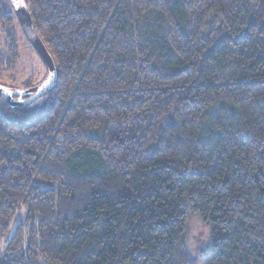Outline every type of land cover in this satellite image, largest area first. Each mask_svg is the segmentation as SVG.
Here are the masks:
<instances>
[{
	"label": "trees",
	"instance_id": "16d2710c",
	"mask_svg": "<svg viewBox=\"0 0 264 264\" xmlns=\"http://www.w3.org/2000/svg\"><path fill=\"white\" fill-rule=\"evenodd\" d=\"M25 1L57 81L0 96V264H264V0Z\"/></svg>",
	"mask_w": 264,
	"mask_h": 264
},
{
	"label": "rangeland",
	"instance_id": "374dc122",
	"mask_svg": "<svg viewBox=\"0 0 264 264\" xmlns=\"http://www.w3.org/2000/svg\"><path fill=\"white\" fill-rule=\"evenodd\" d=\"M0 10L12 12L9 0H0ZM14 23V35L17 41L16 63L8 62L10 57L9 45L5 40V33L0 31V84L14 89H25L37 85L47 73L46 65L34 47L25 37L19 23ZM45 95H41L30 105L40 103ZM17 217L11 225L6 236L0 238V251H2L9 237L16 227ZM186 243L190 257L194 260L204 255L209 247V226L204 225L199 216L192 212L186 227ZM40 264H44L40 261Z\"/></svg>",
	"mask_w": 264,
	"mask_h": 264
},
{
	"label": "water",
	"instance_id": "95a60500",
	"mask_svg": "<svg viewBox=\"0 0 264 264\" xmlns=\"http://www.w3.org/2000/svg\"><path fill=\"white\" fill-rule=\"evenodd\" d=\"M9 1L25 37L40 55L47 69V73L43 80L40 81L37 85L30 88L14 89L0 84V96L5 98L13 107L30 104L38 97L51 90L56 85L57 68L52 55L48 51L47 47L45 46L35 29L26 1Z\"/></svg>",
	"mask_w": 264,
	"mask_h": 264
}]
</instances>
